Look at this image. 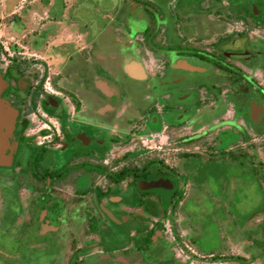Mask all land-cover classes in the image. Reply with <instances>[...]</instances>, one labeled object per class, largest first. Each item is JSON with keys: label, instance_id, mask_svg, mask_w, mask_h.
Instances as JSON below:
<instances>
[{"label": "flooded vegetation", "instance_id": "af4514ba", "mask_svg": "<svg viewBox=\"0 0 264 264\" xmlns=\"http://www.w3.org/2000/svg\"><path fill=\"white\" fill-rule=\"evenodd\" d=\"M1 6L28 24V45L0 62L17 140L0 166V233L15 247L0 245V264L33 252L50 264H264L204 252L186 206L216 158L264 168V0ZM87 7L105 26L96 35Z\"/></svg>", "mask_w": 264, "mask_h": 264}, {"label": "rangeland", "instance_id": "374dc122", "mask_svg": "<svg viewBox=\"0 0 264 264\" xmlns=\"http://www.w3.org/2000/svg\"><path fill=\"white\" fill-rule=\"evenodd\" d=\"M0 2L2 5L4 0ZM87 8L88 10L81 11V14L85 20L93 21L91 29L96 35L100 28L105 26L95 24L96 21L100 22L101 16L92 7ZM16 11L18 10L15 7H0L2 63L8 61L6 52L10 49L16 59L23 60L27 57L23 55L26 49H21L18 43L11 40V30L18 36L25 30L17 24L13 27L21 19L19 12L14 13ZM31 27H37L36 20L31 22ZM111 44L114 46L113 42ZM21 45L26 47L27 39H24ZM37 49L40 51L41 47ZM226 157L214 159V165H206L205 171L201 173L204 183L202 189L206 190L204 195H201V202L197 206L191 202L186 204L187 209L194 211L193 222L200 225L201 234L196 241L206 253L236 248L237 254L242 251L246 255L251 254L252 258L261 257L264 254V247L261 248V244H264V168L251 171L245 160L233 163ZM0 174L6 176L7 172L0 170ZM8 243L9 239L0 233V245L15 251L14 244ZM30 259V264H50L49 257L37 252L31 253Z\"/></svg>", "mask_w": 264, "mask_h": 264}, {"label": "water", "instance_id": "95a60500", "mask_svg": "<svg viewBox=\"0 0 264 264\" xmlns=\"http://www.w3.org/2000/svg\"><path fill=\"white\" fill-rule=\"evenodd\" d=\"M16 146L15 114L0 101V166L12 162Z\"/></svg>", "mask_w": 264, "mask_h": 264}, {"label": "crops", "instance_id": "0c3cea01", "mask_svg": "<svg viewBox=\"0 0 264 264\" xmlns=\"http://www.w3.org/2000/svg\"><path fill=\"white\" fill-rule=\"evenodd\" d=\"M21 19L20 20H18V22L17 23H15L14 25H13V27L17 24V25H19L21 28H24L25 29V25H28V24H25V21H24V19L22 18V17H20ZM13 27H12V29H13ZM29 27H30V25H29ZM11 40L12 41H15L16 43H18V44H22V41L26 38V34H27V32H26V30H23V32H22V35L21 36H18V35H16V34H14L13 33V31L11 30ZM37 44H38V42H37ZM39 55V54H38ZM41 55V54H40ZM63 60H64V57H60V58H58V60L56 61V62H58V63H61V62H63ZM63 64V63H62Z\"/></svg>", "mask_w": 264, "mask_h": 264}, {"label": "trees", "instance_id": "16d2710c", "mask_svg": "<svg viewBox=\"0 0 264 264\" xmlns=\"http://www.w3.org/2000/svg\"><path fill=\"white\" fill-rule=\"evenodd\" d=\"M0 51H3L2 47L0 46ZM262 247H264V245L261 244Z\"/></svg>", "mask_w": 264, "mask_h": 264}]
</instances>
